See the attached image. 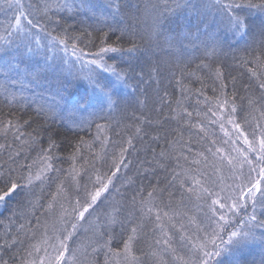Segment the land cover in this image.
Masks as SVG:
<instances>
[{
    "label": "snow or ice",
    "instance_id": "obj_1",
    "mask_svg": "<svg viewBox=\"0 0 264 264\" xmlns=\"http://www.w3.org/2000/svg\"><path fill=\"white\" fill-rule=\"evenodd\" d=\"M0 13L3 56L19 44L58 73L31 104L0 85V264H264V0Z\"/></svg>",
    "mask_w": 264,
    "mask_h": 264
},
{
    "label": "trees",
    "instance_id": "obj_2",
    "mask_svg": "<svg viewBox=\"0 0 264 264\" xmlns=\"http://www.w3.org/2000/svg\"><path fill=\"white\" fill-rule=\"evenodd\" d=\"M32 2L38 3L42 7L45 2L54 3L55 0H32ZM132 2L135 3L136 0H132ZM76 11L77 9L75 7L73 8L72 12H69L66 8L59 9L56 7H52L50 9V14L51 12H58L60 15H67L70 17ZM79 14L81 16V19H87L86 17H84V10H79ZM4 20L5 14L0 13V24H2ZM69 23H74V21L69 20ZM2 35H4L3 28L0 27V36ZM17 47H20V45H14L12 49H9V51L11 52V55L9 56H3L2 52H0V85L7 86L9 91H16L18 94H22L25 97V102L27 104H31L33 100H39L42 97L53 99V93L55 91V85L57 83L56 77L58 73L54 72L52 68L45 66V59L43 56H37L32 60H28L26 47L22 49L25 53L24 56H21L17 51H15ZM189 54L192 55L198 53L190 52ZM58 55H62V53H59ZM196 63H199V61H196ZM192 68L195 69V64L192 65ZM184 83L191 87L200 86L198 83L190 84L188 80H185ZM173 87H175L176 89V96L179 97V86L175 82H173ZM169 91H172V89L170 88ZM208 94L211 95L210 92ZM141 99H143V97H141ZM2 100L3 97L0 96V101ZM137 107H141L142 110L146 113L148 111V109L143 108L140 105H138ZM0 108H3L5 112L8 111L7 107H5L3 103H0ZM131 111L132 110L129 109L130 113ZM139 114V112L136 113V115ZM75 115L78 114L74 113L71 108L66 109L58 115L56 127L61 135L71 136L74 131L78 130L77 126L72 122L71 119V117ZM61 122H63V127H61ZM100 122L103 123L102 121ZM79 134L85 139L91 140L92 135H95V127L93 126L91 134L85 132H80ZM109 135H111V133ZM68 151H71V149H69ZM67 154V152L64 153L65 156H67ZM62 167L65 169V171H67L69 169V164L64 163ZM52 175L55 176V173H52ZM52 190H55V184L53 185ZM5 215H7V213H5ZM0 220H3V216H0ZM19 223H23V220L18 221L17 226ZM0 231H3V225H0ZM98 259L101 264H103L104 257L102 254L98 257Z\"/></svg>",
    "mask_w": 264,
    "mask_h": 264
},
{
    "label": "rangeland",
    "instance_id": "obj_3",
    "mask_svg": "<svg viewBox=\"0 0 264 264\" xmlns=\"http://www.w3.org/2000/svg\"><path fill=\"white\" fill-rule=\"evenodd\" d=\"M62 55H63V53H62Z\"/></svg>",
    "mask_w": 264,
    "mask_h": 264
}]
</instances>
